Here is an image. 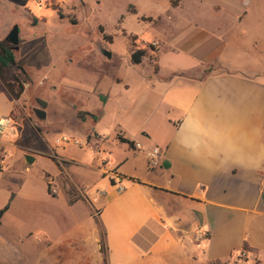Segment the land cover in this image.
Masks as SVG:
<instances>
[{
  "label": "crops",
  "instance_id": "crops-1",
  "mask_svg": "<svg viewBox=\"0 0 264 264\" xmlns=\"http://www.w3.org/2000/svg\"><path fill=\"white\" fill-rule=\"evenodd\" d=\"M162 24L155 78L161 54L172 61L157 85L154 126L120 131L133 148L119 162L83 163V228L64 255H83V264H210L243 254L264 264V0H182ZM115 83L129 89L121 77ZM15 105L0 90V119ZM153 147L161 157L149 169ZM41 160L62 192L79 187L70 185L74 162ZM80 202L66 198L68 207Z\"/></svg>",
  "mask_w": 264,
  "mask_h": 264
},
{
  "label": "rangeland",
  "instance_id": "rangeland-1",
  "mask_svg": "<svg viewBox=\"0 0 264 264\" xmlns=\"http://www.w3.org/2000/svg\"><path fill=\"white\" fill-rule=\"evenodd\" d=\"M181 2L0 0V42L13 26L19 29L15 65L6 77L24 81L13 122L0 141V209L15 194L0 218V264H83V255H64L70 248L66 241L83 228V163H93L98 155L119 162L130 151L118 142L120 131L145 132L154 126L149 116L158 110L159 82L169 74L165 62L172 61L171 53H162L164 71L155 78L160 35L166 30L162 23ZM135 50L146 52L137 66L130 60ZM103 51L110 53L109 59ZM118 77L127 81L128 90L115 83ZM37 99L47 103L45 119L34 113L41 109ZM59 136L86 146L55 145ZM54 154L75 163L68 168L70 185L79 187H64L67 194L45 175L52 168L42 157L67 167ZM26 155L39 159L28 165ZM125 170L132 171L131 162ZM49 178L56 195L49 191ZM68 195L81 202L68 207ZM210 264L260 263L240 254L236 260Z\"/></svg>",
  "mask_w": 264,
  "mask_h": 264
},
{
  "label": "trees",
  "instance_id": "trees-1",
  "mask_svg": "<svg viewBox=\"0 0 264 264\" xmlns=\"http://www.w3.org/2000/svg\"><path fill=\"white\" fill-rule=\"evenodd\" d=\"M146 52L144 50H135L130 56V60L133 65H138L141 63V59L145 56ZM15 65V57L13 54V49L6 43V41L0 42V84L3 86L4 91L8 93L12 100H18L24 91V81H21L18 77H15L13 80H7L6 71L9 67ZM154 72H158V65L155 64L153 67ZM101 101H105L104 97H99ZM90 139V137H88ZM117 140L121 144H125L129 149L133 148V143L117 137ZM1 171V168H0ZM113 184V181H111ZM15 197L14 193H10L7 203L0 209V218L5 214L12 203ZM70 197V196H69ZM75 201L73 199L69 200V204H73ZM101 252L104 253L103 242L101 241Z\"/></svg>",
  "mask_w": 264,
  "mask_h": 264
},
{
  "label": "built area",
  "instance_id": "built-area-1",
  "mask_svg": "<svg viewBox=\"0 0 264 264\" xmlns=\"http://www.w3.org/2000/svg\"><path fill=\"white\" fill-rule=\"evenodd\" d=\"M13 122L11 117L3 118L0 119V141L2 139V136L6 133L7 127ZM55 145H67V144H72L73 146L79 147V148H84L86 144L78 143V141L70 139L66 136H59L54 140ZM135 149L140 150L141 146L139 144H135ZM160 157H161V151L158 147H153L150 148L146 152V161H147V166L149 169H153L156 166H158L160 162ZM53 159L59 161H62L61 158L57 157L55 154L52 156ZM112 180H113V186L117 188V191L119 193L123 192L124 187L121 184V180L118 176L112 174ZM47 185L49 187V191L51 192L52 195L57 194L56 188H54V180L49 178L47 181Z\"/></svg>",
  "mask_w": 264,
  "mask_h": 264
},
{
  "label": "water",
  "instance_id": "water-1",
  "mask_svg": "<svg viewBox=\"0 0 264 264\" xmlns=\"http://www.w3.org/2000/svg\"><path fill=\"white\" fill-rule=\"evenodd\" d=\"M36 23V21L34 20V24ZM6 43L14 50L17 51L18 50V44H19V29L18 26H13V28L10 30V32L8 33L6 39H5ZM102 55L105 56L107 59L110 58V53L108 52H102ZM23 72V71H22ZM36 102L40 105L41 109L39 110H35V115L37 118L39 119H45V113H44V109L47 106V103L43 100L37 99ZM25 162L28 165H31L34 162V158L31 156L26 155L24 158ZM195 216L197 217L198 223L201 225L202 224V216L200 213L195 212Z\"/></svg>",
  "mask_w": 264,
  "mask_h": 264
}]
</instances>
